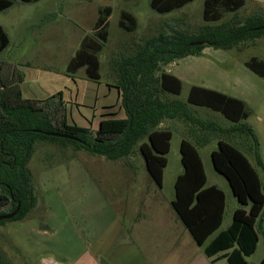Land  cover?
Instances as JSON below:
<instances>
[{
    "label": "rangeland",
    "instance_id": "1",
    "mask_svg": "<svg viewBox=\"0 0 264 264\" xmlns=\"http://www.w3.org/2000/svg\"><path fill=\"white\" fill-rule=\"evenodd\" d=\"M202 2L192 0L181 8L159 14L150 8L149 0L14 1L8 9L0 11V25L9 37L0 60L14 62L23 75L38 74L37 79H30L21 87L23 95L27 94V86L43 87L47 93L58 88L64 99H73L67 104L69 121L72 117L78 125L86 126V118L89 119L93 111L95 93L97 112L101 111L102 105L110 106L116 102L117 91L110 86L115 80L112 60L121 54H132L144 39L168 30L176 23V28L197 29L203 24ZM104 6L111 7V14L108 40L99 54V83L86 79L82 68L72 79L64 73L66 62L78 47L82 35L90 32L97 8ZM121 10L137 17L138 25L134 31L119 28ZM256 11H264V0H245L238 15ZM263 40L261 37L253 43L246 42L242 50L206 47L203 58L207 59L204 62L207 70L199 64L194 65L193 60L199 57L187 56L178 68L182 71L181 91L169 98L185 102L192 83L206 85L232 79L241 86L264 91V77L255 75L244 66L250 56L264 61ZM26 64L33 67H22ZM168 64L161 66L157 74L169 69ZM188 107L194 117L211 124L212 129H202L201 125L180 119L162 121L161 126L168 128L172 135L160 187L147 173L142 157L136 152L130 157V164L134 167L129 170L122 159L108 160L81 150L78 152L58 140L36 142L28 167L37 204L22 219L0 225V250L9 262L93 264V257L98 264H202L203 260L205 264H225L221 258L211 262L203 254L202 246L194 243L171 206L174 180L182 170L180 140L188 139L198 150L207 177L205 185L215 184L225 194L223 219L218 230L228 226L232 211L240 206L226 179L211 163L210 152L217 148L218 139L244 151L257 170L263 193L264 172L245 150L243 142L220 131L229 127L230 121L208 108ZM253 107L245 122L257 129L259 154L263 161L264 96ZM111 110L115 111V117L123 116L117 109ZM263 215L257 217L255 223L259 234L258 248L253 255L246 257L247 264H256L264 253V238L259 229L261 225L264 229V221L260 223Z\"/></svg>",
    "mask_w": 264,
    "mask_h": 264
},
{
    "label": "trees",
    "instance_id": "2",
    "mask_svg": "<svg viewBox=\"0 0 264 264\" xmlns=\"http://www.w3.org/2000/svg\"><path fill=\"white\" fill-rule=\"evenodd\" d=\"M14 1L30 3L38 0H0V11L8 9ZM190 1L149 0V6L157 13L165 14ZM244 4L245 0H203V24L197 29L176 28V23L168 30L144 39L132 54H121L113 59L117 110L123 116L115 117V111L103 114L96 130L69 122L60 91L43 99L23 97L20 90L23 73L14 62L0 60V208H3L0 215L19 206L17 213L10 219H1L0 225L22 219L37 204L28 163L38 141L58 140L65 147L70 145L89 155L108 160L122 159L129 170L134 167L130 157L136 152L142 157L147 173L160 187L172 135L168 128L161 126L162 121L180 119L201 125L202 129H212L211 124L194 117L189 105L219 112L230 121L231 125L220 131L243 142L245 150L264 172L258 139L245 122L250 109L243 101L197 85L190 86L185 102L169 98L179 95L182 82L166 71L157 74L161 66L188 55H199L206 46L242 50L246 42L253 43L264 37V11L240 16L238 11ZM110 14V6L97 8V18L90 32L83 35L65 65L66 75L74 79L83 68L86 79L99 81V54L108 40ZM228 14L231 15L226 18ZM137 25L138 20L131 12L120 11L119 28L132 32ZM8 43V34L0 25V53ZM244 66L264 77V61L257 56L246 59ZM47 132L72 138L51 136ZM179 153L182 170L174 180V199L171 201L175 214L194 242L202 246L206 256L226 251L223 254L226 264H247L246 257L253 254L258 242L256 219L264 213V193L256 168L244 151L218 139L217 148L210 152L211 163L226 179L240 205L232 211L229 225L218 230L225 208L223 190L216 185H205L204 167L191 141L182 138ZM0 264H11L1 250ZM258 264H264V258Z\"/></svg>",
    "mask_w": 264,
    "mask_h": 264
},
{
    "label": "crops",
    "instance_id": "3",
    "mask_svg": "<svg viewBox=\"0 0 264 264\" xmlns=\"http://www.w3.org/2000/svg\"><path fill=\"white\" fill-rule=\"evenodd\" d=\"M127 11V10H126ZM133 14V13H132ZM134 15V14H133ZM135 16V15H134ZM136 17V16H135ZM96 18H97V15H96ZM96 18H95V20H96ZM137 18V17H136ZM95 20H94V22H95ZM94 24V23H93ZM93 26V25H92ZM82 37H83V35H82ZM81 37V38H82ZM80 38V39H81ZM80 39H79V41H80ZM79 41H78V44H79ZM206 47H208V46H206ZM206 47H204L202 50H201V53L199 54V55H188V56H197V57H199V58H197L196 60H193L194 62H195V66H196V64H199V66L202 68H204V69H206L207 70V68H206V66L204 65V62H205V60H207L206 58H203L204 56H205V53H204V50L205 49H208V48H206ZM187 56H185V57H182V58H180V59H177V60H175V61H173L172 63H169L168 64V67H169V69H167V70H165L166 72H168V73H171V74H173L174 76H176L177 78H179L180 80H181V82H182V77H181V73L180 72H182L180 69H178L179 67H180V65L181 64H183L184 63V61L186 60L185 58H186ZM70 59V58H69ZM68 59V60H69ZM199 59V60H198ZM68 60H67V62H68ZM189 60V59H188ZM187 60V61H188ZM66 62V63H67ZM189 62V61H188ZM190 63V62H189ZM22 67H26V68H30V67H33L32 65H28V64H26L25 66H22ZM170 67L171 68H174L175 67V69H170ZM211 67V66H210ZM36 68H40V67H36ZM83 69V68H82ZM40 70H44L43 68H40ZM249 70V69H248ZM79 71V70H78ZM250 71V70H249ZM83 72H84V70H83ZM253 73V72H252ZM66 75V74H65ZM38 76V74H36V73H33V74H28V75H25L24 74V78H23V80L20 82V89H21V93H22V86L26 83V82H28L30 79H37V78H35V77H37ZM68 76V75H67ZM68 77H70V76H68ZM71 78V77H70ZM76 78V77H75ZM74 78V79H75ZM73 79V78H72ZM96 83H99V81L98 82H96ZM114 83H115V80H114V82H113V84L112 85H110L113 89H115L116 91H117V88L114 86ZM42 85H43V83H41ZM192 85H197V86H201V87H204V88H208V89H212V90H215V91H218V92H221V93H224V94H226V95H228V96H231V97H234V98H237V99H239V100H241V101H243L244 102V104L248 107V105H249V109H250V114L249 115H251V112H253V109L252 108H254L253 107V104H255L256 106L259 104V102H260V100L263 98V96H264V91L262 90V89H260L259 91L258 90H256V89H254L253 87H250L249 86V88H247V87H244V86H241V84L240 83H238V82H235L233 79L232 80H230V82H228V81H223V82H220V81H214V82H209L208 84H206V85H202L201 83L200 84H198V83H192L191 84V86ZM190 88V87H189ZM60 90V89H59ZM58 90V88H56V89H53V91H50L49 93H47L46 92V89H44L43 87H38V88H34V87H32V86H27V88L25 89V91L27 92V94L26 95H23V93H22V95L25 97V98H31V99H43V98H46V97H48V96H50V95H52V94H54V93H56V92H58L59 91ZM61 92V91H60ZM32 96H35V97H32ZM61 96H62V100H63V102L65 103V105H66V107H67V104L69 103H71V102H69V101H71V100H73V99H71V98H69V100L68 99H64L63 98V95L61 94ZM117 96H118V91H117ZM97 100H98V97H97V94L95 93L94 94V99H93V101H92V104H93V111H92V114H91V116H90V118L88 119V118H86V122H87V125L86 126H90L91 127V129L92 130H96L97 129V127H98V123H99V120L102 118V115L103 114H106V113H108V112H113L111 109H113V108H115V109H117V99H116V102L115 103H113V104H110V106L109 105H102V109H101V111H96L95 109H97L96 108V104H97ZM74 101L76 102V98H74ZM77 105V104H76ZM79 105V104H78ZM100 112V113H99ZM99 113V117H97V114ZM249 115L247 116V118L249 117ZM246 118V119H247ZM245 119V120H246ZM69 122H74V123H76L75 122V119H73L72 117H70V121ZM76 124H78V123H76ZM80 126H83V125H80ZM251 127H252V129L254 130V133H255V135H256V137L257 138H259V134H258V132H257V129L253 126V125H250ZM261 132H262V134H264V124H263V127L261 128ZM196 141H197V139H195ZM78 152L80 151V150H77ZM263 162H264V158H263ZM206 175V174H205ZM206 180H207V177H206ZM210 185H215V184H210ZM208 186V185H207ZM217 186V185H216ZM136 218H138V216L136 217ZM263 221H264V215L262 216V218H261V221H260V223L262 224L263 223ZM229 225V224H228ZM260 230H261V232H262V235H263V238H264V229H263V226L261 225L260 226ZM188 231V230H187ZM190 234V233H189ZM193 239V238H192ZM194 241V240H193ZM195 243V242H194ZM196 244V243H195ZM258 244H259V234H258V242H257V246H256V249H255V251L253 252V254L256 252V250H257V248H258ZM197 245V244H196ZM202 251H203V248H202ZM139 252H142L141 251V249H140V251ZM226 253V251H224V252H219V253H217V254H215V255H212V256H206L205 254H204V252H203V254L206 256V257H208L209 259H210V261L211 262H216L217 260H219L220 258L224 261V263L226 264V259H225V257H223V254H225ZM253 254H251V255H253ZM250 255V256H251ZM264 258V253H263V255H262V257H260V259L257 261V263L256 264H258V262L261 260V259H263ZM98 261L96 260V258H93L92 257V263L93 264H98L97 263ZM45 263H48V264H58V263H55L54 261H46ZM206 263V261L205 260H203V262H202V264H205ZM101 264H106V263H101Z\"/></svg>",
    "mask_w": 264,
    "mask_h": 264
},
{
    "label": "water",
    "instance_id": "4",
    "mask_svg": "<svg viewBox=\"0 0 264 264\" xmlns=\"http://www.w3.org/2000/svg\"><path fill=\"white\" fill-rule=\"evenodd\" d=\"M46 134L51 135V136H56V137H63V138H72L69 135L61 134V133H55V132H47ZM19 206L17 205L16 208L8 213L1 214L0 215V220L1 219H10L12 218L18 211Z\"/></svg>",
    "mask_w": 264,
    "mask_h": 264
}]
</instances>
